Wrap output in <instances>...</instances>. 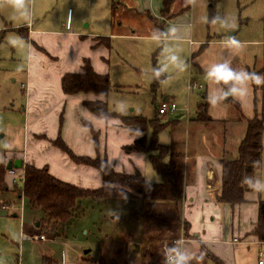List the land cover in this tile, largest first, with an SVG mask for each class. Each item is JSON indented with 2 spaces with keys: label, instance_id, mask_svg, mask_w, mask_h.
Segmentation results:
<instances>
[{
  "label": "rangeland",
  "instance_id": "obj_1",
  "mask_svg": "<svg viewBox=\"0 0 264 264\" xmlns=\"http://www.w3.org/2000/svg\"><path fill=\"white\" fill-rule=\"evenodd\" d=\"M109 1L23 0L32 13V22L26 23L23 20L11 18L13 0H0V163L8 162L4 161V156L9 155L10 152L21 151L24 140L23 122L26 118L31 122L33 115V111L29 107L27 109L25 87L22 85L27 79L25 54L28 53V49L25 39L17 32L18 29L24 31L22 27L27 24L31 26L50 21L58 27L67 23L68 30L72 20L74 24L72 23L71 30L75 25L77 29L86 33H105L96 34V37L101 35L107 38L109 47L95 45L90 47L88 52L101 63L106 64L105 75L109 77L111 90L106 98L101 99L106 102L109 112L121 116H142L149 120L153 119L161 98L165 96L176 105L178 111L173 115L159 117L161 122L164 123L165 120L172 122L176 117L181 116L179 120L184 125L189 119L195 117L197 104L205 93L204 86L207 78L205 75L200 76L197 67L191 64V49L195 42H204L206 38H212L214 35L225 36L229 35V32H237L236 38L244 43L239 47L243 48L242 50L234 49L233 51L235 55L230 60L233 68L239 71L247 66L250 68L248 72L264 76V74L261 75L262 68H257L262 62L263 55L264 0H176L173 7L178 8L183 3L190 7L187 12V24H190V29L194 31L193 37L184 42L181 40L176 42L189 68L184 72L171 71L168 74L170 81L164 84L159 83L155 92L151 88L153 79L149 68L152 66V58L156 53H158L157 64L159 63L160 47L150 39L151 33L146 23V16L135 15V12L131 11L127 13V19L124 20L123 11L118 8L115 11V24L111 26V17L106 9ZM136 1L127 0L124 5L132 9ZM158 3L159 1L156 0V4ZM102 8L104 11L101 13ZM154 9L152 8V11ZM217 14L226 19L227 26L213 25L204 21V17L210 18ZM122 16L124 21L120 20ZM181 17L180 15V20L187 19V16ZM158 26V22L154 23V27ZM17 37L23 40V47L12 43V40ZM98 47L105 51L104 55L98 51ZM212 51L206 52V62L210 60ZM67 60H60L62 67L63 62ZM48 81L55 83L52 76ZM193 83L203 87V90L189 92L187 87ZM207 84L206 102L209 105V111L212 114H220L226 110L229 114L231 104L224 101L212 103L211 96L217 85L212 81ZM255 84L257 89L254 87L249 89L248 82L246 88L249 90L240 96L241 111L245 120L253 116L254 110L258 111L261 106H264V91L259 90L263 83ZM29 106L32 108L31 105ZM36 107L38 112L39 110L44 112V107ZM238 119L241 120L242 117ZM59 121L58 119L57 125ZM37 124L40 128L45 125L41 120ZM171 129L170 126L163 128L155 135V138L161 143L162 141L167 143L172 135ZM147 131L149 139L151 128ZM244 131L245 123L242 121L229 125L228 133H226L228 142L237 143L242 139ZM41 133H44V129ZM261 138L262 158H264V128ZM39 139H43V136ZM19 170L15 169L16 175L7 171L6 176L10 183L15 178L17 188L20 189L22 178H19L18 173L21 172ZM148 171L155 177L156 173L151 168ZM255 174L264 175V167ZM246 193L248 198L264 201V192L257 193L251 190ZM1 202L8 206V213L0 207V264H42L43 258L51 259L56 264H113L118 261L124 264L121 260L123 253L127 252L129 257H134L136 253L133 254L132 250L138 246L137 242L145 234L141 224L143 206L140 201L133 198L102 201L83 199L80 203V211L63 228L54 233H51V228L42 221L43 212L31 209L24 198L22 200L18 198L17 192H8L0 198ZM249 210L250 208H245L244 213L241 211L240 219ZM15 212L18 216L12 217ZM36 224L43 231L36 227ZM39 231L46 235L47 241L40 242L30 237ZM145 231L149 232L148 227ZM127 240L132 243L126 249L124 242Z\"/></svg>",
  "mask_w": 264,
  "mask_h": 264
},
{
  "label": "crops",
  "instance_id": "obj_2",
  "mask_svg": "<svg viewBox=\"0 0 264 264\" xmlns=\"http://www.w3.org/2000/svg\"><path fill=\"white\" fill-rule=\"evenodd\" d=\"M110 1L109 9H106L111 17ZM117 1L118 8L125 15L124 20L127 19V13L131 11H134L135 15L146 16L150 33L156 28L151 20L155 23L158 22L159 25L163 23V28L170 24L188 25L187 12L190 7L187 6L188 10L184 11L185 3L175 8L173 7L175 0L170 11L171 15L174 16L163 21L160 16L162 0H158V4H156V0L147 2L137 0L132 9H128L124 5L127 0ZM128 1L131 2V0ZM103 11L102 8L101 13ZM103 15L105 16V13ZM180 15L182 17L187 16V19L180 20ZM123 17H120L121 21H124ZM110 22L111 26L115 24L113 18H110ZM72 23L71 20L68 30L67 23L56 27L50 21L38 25L32 24L31 26L27 24V26L22 27L26 36V48L28 53H31V58L26 62L27 79L22 85L25 87L27 109L29 107L33 111V115L31 122L28 118L23 122L24 140L21 151L19 153L10 152L9 155L4 156V161L20 159L23 166L31 165L37 169L46 167L49 175L61 182L81 189L95 190L100 188L103 184L101 173L92 167L74 164L64 152L53 144L59 138L76 156L105 157L116 173L133 174L138 171L146 181L160 183V176L155 172L154 177L148 171L150 168L153 169L146 154H125L122 150L124 146L132 144L136 138L142 136H146V141L149 143L154 138L152 128L149 139L148 129L144 134L136 137L121 124L119 119L95 117L84 106V102L102 101L101 98H96L91 94L74 96L63 94L60 85L61 77L66 73H80L83 59L90 62L97 74L105 75L107 72L106 64L101 63L88 52L90 47L97 45L96 39L104 36L96 37V34L101 32L86 33L77 29L75 25L71 30ZM236 33L229 32V35L236 37ZM193 34V30L186 29L180 40L184 42L192 39ZM223 37L222 35H214L212 38H206L204 42H195V45L192 46L191 64L197 67L200 76L205 75V70L211 63L220 62L222 58L231 60L235 55L234 49L222 46L220 41ZM97 49L104 55L103 49L100 47ZM236 49L242 50L243 48ZM211 50L213 51L210 60L206 62V52ZM62 59L63 61L67 60V62H63V67L60 62ZM106 62L108 61L106 60ZM260 67L262 68V62L257 68ZM248 69L250 68L247 66L243 68L245 71ZM51 76L55 79L54 84L48 81ZM208 82L211 81L206 79L205 93L201 96L197 107L204 99L207 105L206 116L210 121L200 122L193 117L183 125L179 120L181 116L176 117L172 122L165 120V123L168 122V126L173 130L170 139L167 143L164 141L161 143L155 138L159 145L167 148V153L163 156L162 161L170 166L175 185L181 194V200L178 204L159 202L150 205L143 203L138 197L133 198L142 203L143 222L141 224L145 234L137 242L138 251H136V247L132 250L133 254L136 253L137 256L129 257L127 252L123 253L121 260L124 264H165L162 245H167V241L178 238L185 240L183 245L189 251L197 254L203 253L201 264H216V262L220 264H257V257L262 247L258 244L260 240L252 233L257 221L258 202L260 200L248 198L247 193H245V203L241 205L230 207L218 203L221 190V166L219 162L222 159L236 158L238 145L245 134L244 131L242 139L237 143H229L227 140L228 135L226 133H228L229 125L241 121L245 123L246 121L240 106L242 99L239 96L230 97L224 101L231 104L229 114L226 110L220 114H212L206 102ZM193 84L197 85L196 83ZM197 86L199 88L189 92L203 90V87ZM250 87L253 89L252 81H249L248 88L250 89ZM249 89L246 88L247 91ZM161 101H169V99L163 96ZM234 103L240 106L241 116L235 109ZM36 106L44 107V112L40 110L38 112ZM238 117H242V119L239 120ZM58 119L60 120L59 125H57ZM40 120L45 123L43 128L37 124ZM57 126H59L58 130ZM42 129H44L45 134L41 133ZM92 131L95 133L96 143L93 140ZM42 136L43 139H39ZM5 182L11 190L12 182L10 183L7 176ZM245 208H250V210L240 219V212L244 213ZM17 216L16 212L12 214V217ZM146 217L147 220H145ZM184 224H187L185 231L183 230ZM36 227H38L37 224ZM147 227L149 232L145 231ZM235 239L237 242H234ZM130 243L132 242L129 240L124 242L126 249ZM113 264L120 263L118 261V263L113 262Z\"/></svg>",
  "mask_w": 264,
  "mask_h": 264
},
{
  "label": "trees",
  "instance_id": "obj_3",
  "mask_svg": "<svg viewBox=\"0 0 264 264\" xmlns=\"http://www.w3.org/2000/svg\"><path fill=\"white\" fill-rule=\"evenodd\" d=\"M175 0H162V9L160 16L163 21L169 20L172 16L170 11ZM118 10V1H110L111 18L115 22V11ZM188 7L184 9L187 11ZM183 11V12H184ZM151 20V19H150ZM152 23L155 21L151 20ZM163 28V23L157 27ZM18 34L26 39L23 30L18 29ZM97 45L109 47L107 38H97ZM157 54L152 58V66L157 65ZM264 74V50L262 58V74ZM159 82L153 79L152 91L155 92ZM63 94L72 96L77 94H92L100 98H106L111 90V84L108 75L97 74L87 59H83L82 70L80 73H66L60 80ZM252 86L256 88L255 82ZM264 91V83L259 88ZM84 106L96 117L108 119L117 118L121 124L133 135L137 130L144 134L148 128H152L154 138L149 143L146 136L136 138L132 144L124 146L122 150L125 154L144 153L147 155L149 164L154 172L160 178V183L147 182L138 171L133 174L116 173L106 158L96 156L94 158L74 155L58 138L54 145L67 154L68 158L77 165H84L98 170L102 175V186L95 190L81 189L61 182L49 175L46 167L37 169L31 165L22 167L23 181L21 188L12 184L11 190L17 192L18 198L23 196L27 205L33 210H40L44 214L45 224L51 228V233L63 228L80 211V203L83 199L92 201H102L106 199H122L118 192L120 187L124 192L125 199L140 198L143 203H172L178 204L181 200V194L178 191L173 173L168 164L163 163L162 158L167 153V148L159 145L155 140V135L163 128L168 126V122H161L158 112L153 119H146L142 116H121L108 111L105 101L95 100L84 102ZM234 107L240 114V106L234 103ZM207 105L205 100L197 107L195 119L200 122H209L206 116ZM241 116V114H240ZM245 134L238 145L235 159H222L219 163L221 166V190L218 197L219 204H226L235 207L245 203L244 195L251 191L241 184V179L245 174H255L260 168H254L252 161L262 158L261 137L264 128V106L257 111L251 119L245 121ZM93 140L96 143L95 133L92 131ZM7 171L5 164L0 163V198L4 197L11 190L5 182ZM106 182H112L116 187H111ZM184 224L183 230H186ZM38 228H40L38 226ZM42 231L43 229L40 228ZM40 231L37 234L39 235ZM253 235L258 240L264 241V201L258 202V216L254 225ZM56 236V235H55ZM42 264H56L51 259H42ZM216 264H220L216 262Z\"/></svg>",
  "mask_w": 264,
  "mask_h": 264
},
{
  "label": "clouds",
  "instance_id": "obj_4",
  "mask_svg": "<svg viewBox=\"0 0 264 264\" xmlns=\"http://www.w3.org/2000/svg\"><path fill=\"white\" fill-rule=\"evenodd\" d=\"M11 18L13 20L20 19L26 23L32 22L31 10L23 3V0H13ZM206 23L213 25H226V19L217 14L212 17H204ZM191 27L188 25L178 26L170 24L166 28H154L150 34L151 41L160 47V60L157 65L150 66L149 71L151 78L164 84L170 81L168 75L171 71L184 72L189 68V64L180 54L177 47V41L180 40L183 32ZM12 43L23 47L24 42L19 37L14 38ZM223 47L236 49L242 46V42L235 36L225 35L220 41ZM31 58V53L25 54V61ZM205 76L212 81L217 87L211 96L212 103H220L228 100L229 97H239L246 94V84L249 81L257 84L264 83V76L250 73L243 69L237 71L233 68L228 58H222L220 62L211 63L205 70ZM141 133L137 130L136 137ZM254 168L264 167V158L252 161ZM111 187H116L112 182H106ZM241 184L246 186L253 192H264V175L245 174L241 179ZM118 195L125 199L124 192L121 187ZM203 253L189 251L185 245L179 241H175L164 248L165 264H201Z\"/></svg>",
  "mask_w": 264,
  "mask_h": 264
},
{
  "label": "built area",
  "instance_id": "obj_5",
  "mask_svg": "<svg viewBox=\"0 0 264 264\" xmlns=\"http://www.w3.org/2000/svg\"><path fill=\"white\" fill-rule=\"evenodd\" d=\"M197 88H199V87L197 85H195V84H193V85L189 84L188 87H187V89L189 91L192 90V89H197ZM177 111L178 110H177L176 105L174 103L170 102V101H161V103H160V105H159V107L157 109L159 117L167 116V115H173V114L177 113ZM19 171H21V170H19ZM9 173L13 174V175L14 174L16 175V171L15 170H11V171H9ZM18 174H19V178H22V181H23V173H22V171L20 173H18ZM12 184H16L15 183V178L12 179ZM19 199L22 200L23 196H20ZM0 207H1V209L3 211H8V206L4 205V202L0 203ZM19 211L21 213V210H19ZM45 236L46 235L40 233L39 235H32L30 237L33 238V239H36L38 241H43L44 242L45 240H47V238H45ZM175 241H179V242H181L183 244L185 240L183 238L172 239V240L167 241L168 242L167 245H170V244H172ZM234 242H237V240L235 239ZM258 244L261 245L262 248H261V250H260V252L258 254V257H257V264H264V241H259ZM165 246L166 245H164V244L162 245V250L163 251H164Z\"/></svg>",
  "mask_w": 264,
  "mask_h": 264
},
{
  "label": "water",
  "instance_id": "obj_6",
  "mask_svg": "<svg viewBox=\"0 0 264 264\" xmlns=\"http://www.w3.org/2000/svg\"><path fill=\"white\" fill-rule=\"evenodd\" d=\"M230 98V97H229ZM228 98V99H229ZM227 101V100H226ZM23 167V164H22V161L20 159H16L14 161H8L6 164H5V170L6 171H11V170H15V169H22ZM136 251H138V247H136Z\"/></svg>",
  "mask_w": 264,
  "mask_h": 264
}]
</instances>
